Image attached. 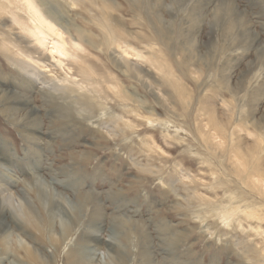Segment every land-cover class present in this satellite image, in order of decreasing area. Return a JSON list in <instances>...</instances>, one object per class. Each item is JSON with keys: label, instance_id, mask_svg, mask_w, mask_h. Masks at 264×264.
<instances>
[{"label": "clouds", "instance_id": "obj_1", "mask_svg": "<svg viewBox=\"0 0 264 264\" xmlns=\"http://www.w3.org/2000/svg\"><path fill=\"white\" fill-rule=\"evenodd\" d=\"M0 264H264V0H0Z\"/></svg>", "mask_w": 264, "mask_h": 264}, {"label": "rangeland", "instance_id": "obj_2", "mask_svg": "<svg viewBox=\"0 0 264 264\" xmlns=\"http://www.w3.org/2000/svg\"><path fill=\"white\" fill-rule=\"evenodd\" d=\"M3 137L0 139V161L12 163L17 159V153L22 150L20 139L11 132L3 133Z\"/></svg>", "mask_w": 264, "mask_h": 264}, {"label": "bare ground", "instance_id": "obj_3", "mask_svg": "<svg viewBox=\"0 0 264 264\" xmlns=\"http://www.w3.org/2000/svg\"><path fill=\"white\" fill-rule=\"evenodd\" d=\"M5 161V160H4ZM11 161V160H10ZM7 163H9V162H7Z\"/></svg>", "mask_w": 264, "mask_h": 264}]
</instances>
